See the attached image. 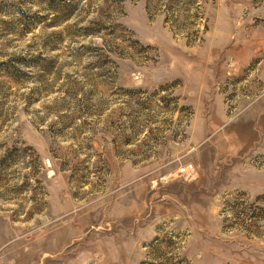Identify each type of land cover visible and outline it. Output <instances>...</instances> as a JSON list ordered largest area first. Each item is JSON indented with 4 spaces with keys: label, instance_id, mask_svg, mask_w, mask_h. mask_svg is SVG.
Returning <instances> with one entry per match:
<instances>
[{
    "label": "rangeland",
    "instance_id": "rangeland-1",
    "mask_svg": "<svg viewBox=\"0 0 264 264\" xmlns=\"http://www.w3.org/2000/svg\"><path fill=\"white\" fill-rule=\"evenodd\" d=\"M0 264H264V0H0Z\"/></svg>",
    "mask_w": 264,
    "mask_h": 264
},
{
    "label": "built area",
    "instance_id": "built-area-1",
    "mask_svg": "<svg viewBox=\"0 0 264 264\" xmlns=\"http://www.w3.org/2000/svg\"><path fill=\"white\" fill-rule=\"evenodd\" d=\"M187 168H188V170H189V169H191L192 167H191V165H189ZM186 170H187V169L184 167V168H181V169L179 170V172H180L181 174H183V173H185ZM188 170H187L186 172H188Z\"/></svg>",
    "mask_w": 264,
    "mask_h": 264
},
{
    "label": "bare ground",
    "instance_id": "bare-ground-1",
    "mask_svg": "<svg viewBox=\"0 0 264 264\" xmlns=\"http://www.w3.org/2000/svg\"><path fill=\"white\" fill-rule=\"evenodd\" d=\"M189 171V170H188Z\"/></svg>",
    "mask_w": 264,
    "mask_h": 264
}]
</instances>
